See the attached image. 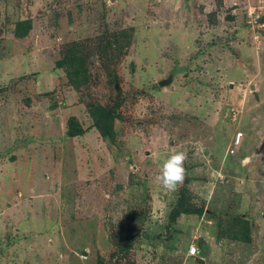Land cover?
<instances>
[{"label":"rangeland","instance_id":"1","mask_svg":"<svg viewBox=\"0 0 264 264\" xmlns=\"http://www.w3.org/2000/svg\"><path fill=\"white\" fill-rule=\"evenodd\" d=\"M0 264H264V0H0Z\"/></svg>","mask_w":264,"mask_h":264},{"label":"clouds","instance_id":"2","mask_svg":"<svg viewBox=\"0 0 264 264\" xmlns=\"http://www.w3.org/2000/svg\"><path fill=\"white\" fill-rule=\"evenodd\" d=\"M239 145L240 141L237 146H231L236 150ZM230 154H233V150ZM186 160L187 155L184 151L173 149L172 154L163 161L158 174L154 177V182L166 191H176L178 185L183 184L186 178V170L184 168Z\"/></svg>","mask_w":264,"mask_h":264},{"label":"built area","instance_id":"3","mask_svg":"<svg viewBox=\"0 0 264 264\" xmlns=\"http://www.w3.org/2000/svg\"><path fill=\"white\" fill-rule=\"evenodd\" d=\"M241 139V133L238 132L236 133V135L234 136L233 140H232V143L231 145L232 146H237L239 144V141ZM229 153H232V150H229ZM188 256L190 257H193L196 255V250L193 246H190L187 250V253H186Z\"/></svg>","mask_w":264,"mask_h":264},{"label":"water","instance_id":"4","mask_svg":"<svg viewBox=\"0 0 264 264\" xmlns=\"http://www.w3.org/2000/svg\"><path fill=\"white\" fill-rule=\"evenodd\" d=\"M168 82L167 81H161L158 83L159 86H165ZM252 89V88H250Z\"/></svg>","mask_w":264,"mask_h":264},{"label":"trees","instance_id":"5","mask_svg":"<svg viewBox=\"0 0 264 264\" xmlns=\"http://www.w3.org/2000/svg\"><path fill=\"white\" fill-rule=\"evenodd\" d=\"M68 134H72V132L68 131Z\"/></svg>","mask_w":264,"mask_h":264},{"label":"crops","instance_id":"6","mask_svg":"<svg viewBox=\"0 0 264 264\" xmlns=\"http://www.w3.org/2000/svg\"><path fill=\"white\" fill-rule=\"evenodd\" d=\"M242 136H243V135L241 134V139H242ZM240 141H241V140H240ZM232 155H233V154H232Z\"/></svg>","mask_w":264,"mask_h":264}]
</instances>
